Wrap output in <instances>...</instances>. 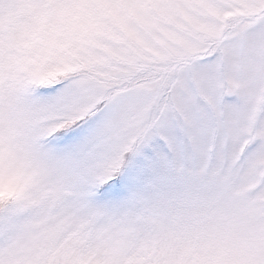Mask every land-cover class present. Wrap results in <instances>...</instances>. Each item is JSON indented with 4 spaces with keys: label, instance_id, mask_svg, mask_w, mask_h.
<instances>
[{
    "label": "snow or ice",
    "instance_id": "obj_1",
    "mask_svg": "<svg viewBox=\"0 0 264 264\" xmlns=\"http://www.w3.org/2000/svg\"><path fill=\"white\" fill-rule=\"evenodd\" d=\"M0 264H264V0H0Z\"/></svg>",
    "mask_w": 264,
    "mask_h": 264
}]
</instances>
